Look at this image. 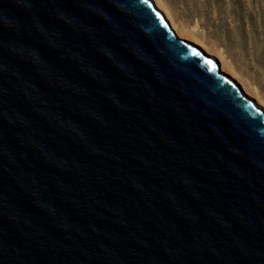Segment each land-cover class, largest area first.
<instances>
[{
    "label": "water",
    "instance_id": "95a60500",
    "mask_svg": "<svg viewBox=\"0 0 264 264\" xmlns=\"http://www.w3.org/2000/svg\"><path fill=\"white\" fill-rule=\"evenodd\" d=\"M0 264H264V111L152 0H0Z\"/></svg>",
    "mask_w": 264,
    "mask_h": 264
},
{
    "label": "rangeland",
    "instance_id": "374dc122",
    "mask_svg": "<svg viewBox=\"0 0 264 264\" xmlns=\"http://www.w3.org/2000/svg\"><path fill=\"white\" fill-rule=\"evenodd\" d=\"M264 101V0H163Z\"/></svg>",
    "mask_w": 264,
    "mask_h": 264
},
{
    "label": "bare ground",
    "instance_id": "6f19581e",
    "mask_svg": "<svg viewBox=\"0 0 264 264\" xmlns=\"http://www.w3.org/2000/svg\"><path fill=\"white\" fill-rule=\"evenodd\" d=\"M152 2L154 3V6L163 13L165 19L168 21L170 27L179 39L192 43L207 56L215 58L219 65L220 72L228 75L233 81H235L244 95L248 99L253 100L255 104L264 111V101L261 97L251 93L246 83L220 53H216L212 48L207 46L205 42L198 37L195 29L189 30L178 25L168 8L165 6L163 0H152Z\"/></svg>",
    "mask_w": 264,
    "mask_h": 264
}]
</instances>
